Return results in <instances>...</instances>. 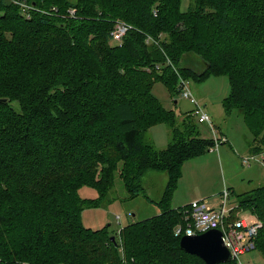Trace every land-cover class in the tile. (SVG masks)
Listing matches in <instances>:
<instances>
[{
	"label": "trees",
	"instance_id": "1",
	"mask_svg": "<svg viewBox=\"0 0 264 264\" xmlns=\"http://www.w3.org/2000/svg\"><path fill=\"white\" fill-rule=\"evenodd\" d=\"M116 19L132 26L120 46L109 44ZM188 54L201 70L182 64ZM218 74L226 111L264 151V0H0V264H206L179 247L182 206L170 200L182 164L214 140L191 115L180 128L151 88ZM160 122L172 141L157 150L143 133ZM148 170L167 175L158 214L114 234L83 225L116 176L134 198ZM82 186L98 196L80 197ZM242 208L263 222L264 254V185L240 193L231 218Z\"/></svg>",
	"mask_w": 264,
	"mask_h": 264
},
{
	"label": "rangeland",
	"instance_id": "2",
	"mask_svg": "<svg viewBox=\"0 0 264 264\" xmlns=\"http://www.w3.org/2000/svg\"><path fill=\"white\" fill-rule=\"evenodd\" d=\"M187 5L188 0H181L182 10H186ZM109 44L113 45L114 43L109 40ZM185 59L182 62L183 65L187 64L196 70H201V62L196 55L188 54ZM145 69L148 70V68ZM186 85L191 90L193 97L208 112L210 119L214 120L218 135L220 131L223 132L227 142H221L204 154L190 158L182 164L181 176L171 196L170 205H182L183 207L193 200L204 199L208 207L217 210L221 208L224 202L223 192L227 190L225 215L229 218L232 215L231 210L238 204L240 193L264 185V164L250 160V165L256 166L251 174L248 173L250 165L247 166L241 162V157L251 154L248 139H252L253 135L245 125L240 112L236 108L230 112L226 111L223 105V100L229 94L227 76L225 74L209 75L203 80L189 77L186 80ZM151 91L163 108L176 116L177 125L180 128H182L183 118L187 115H191L195 120L191 114L194 104L180 91L172 92L162 80L155 81ZM14 105L17 107L16 103ZM198 128L201 136L212 139L208 124L198 122ZM143 138L155 149H163L172 141L171 127L163 122L153 124L144 131ZM262 155L264 156V153ZM256 158L259 159L261 156L256 155ZM166 177L167 175L160 170L146 171L140 179L143 192L134 198H127V192L116 176L113 187L99 201L98 206L83 208L81 212L83 225L91 229L107 226L110 234H114L129 222L143 220L158 214L160 208L156 202L161 198ZM78 194L82 198L98 196L97 190L90 186L80 187ZM237 215L248 223L256 219V215L248 208L240 209ZM239 258L243 264L246 262L264 264V254L258 249L241 254Z\"/></svg>",
	"mask_w": 264,
	"mask_h": 264
},
{
	"label": "built area",
	"instance_id": "3",
	"mask_svg": "<svg viewBox=\"0 0 264 264\" xmlns=\"http://www.w3.org/2000/svg\"><path fill=\"white\" fill-rule=\"evenodd\" d=\"M23 8H27L25 4H22ZM70 13H74V8H71ZM132 28L130 24L125 23L119 19L114 20L113 28L110 31V40L116 44L121 45L122 37L125 32ZM146 42L152 40V37L147 35L145 38ZM171 64V62L167 59ZM175 69V68H174ZM185 78L181 77L179 81V91L194 104L192 110L193 115L200 123L208 124L212 138L214 140V146H218L223 140V137H220L217 134L216 129L214 128L209 114L204 111L203 107L198 103V101L193 97L191 90L186 85ZM264 151L259 153L250 154L249 156L242 158L243 164H248L250 160H263ZM256 155H260L261 158L257 159ZM228 192L225 190L223 192V203L220 209H213L206 205L204 199H196L191 201L189 204L182 207L183 213V223H178L174 227V235H192L196 233L204 232L211 228H218L222 233V240L224 245L229 249L231 254V259H234L237 264H243L240 260V255L245 254L248 251L256 249V238L258 235L259 229L263 227V222L256 217V219L248 223L245 219L238 217L237 209L235 216L231 218L226 217L225 215V200L227 199ZM232 211V210H231ZM245 264H250L246 262Z\"/></svg>",
	"mask_w": 264,
	"mask_h": 264
},
{
	"label": "water",
	"instance_id": "4",
	"mask_svg": "<svg viewBox=\"0 0 264 264\" xmlns=\"http://www.w3.org/2000/svg\"><path fill=\"white\" fill-rule=\"evenodd\" d=\"M111 238L114 239L113 236ZM179 247L187 253L200 257L206 264L231 260L230 251L224 245L221 230L218 228L182 235L179 239Z\"/></svg>",
	"mask_w": 264,
	"mask_h": 264
},
{
	"label": "crops",
	"instance_id": "5",
	"mask_svg": "<svg viewBox=\"0 0 264 264\" xmlns=\"http://www.w3.org/2000/svg\"><path fill=\"white\" fill-rule=\"evenodd\" d=\"M202 107H203V105H202ZM204 109V108H203ZM204 111H206L205 109H204ZM208 113V112H207ZM212 119V118H211ZM212 121V124H213V126H214V128L216 129V131H217V134H218V130H217V128H216V125H214L215 123H214V120L212 119L211 120ZM220 131V130H219ZM219 136L220 137H223V138H225L226 136H225V134L223 133V132H221L220 131V133H219ZM224 141H226L227 142V138H226V140L224 139L222 142H224ZM251 141V139H248V142H250ZM251 154H254V153H252V152H250ZM245 157V156H244ZM242 158L243 157H241V160H242ZM255 161H258V160H255ZM242 162V161H241ZM258 162H261V164H264L263 162H264V157H263V160L262 161H258ZM250 161H249V163L248 164H245V165H247V166H249L250 165ZM253 168V169H252ZM254 168H256V166H251L250 165V167L248 168V173H251L252 174V172L255 170ZM259 170H260V168H259ZM166 174V173H165ZM167 178V177H166ZM167 180V179H166ZM258 187V186H257ZM256 188V187H255ZM171 206V205H170ZM182 206V205H181ZM172 208H176V207H179V206H171ZM132 215H134V213H132Z\"/></svg>",
	"mask_w": 264,
	"mask_h": 264
}]
</instances>
